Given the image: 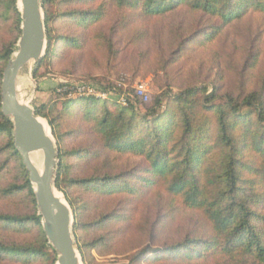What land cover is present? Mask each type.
Returning a JSON list of instances; mask_svg holds the SVG:
<instances>
[{
	"label": "rangeland",
	"instance_id": "obj_1",
	"mask_svg": "<svg viewBox=\"0 0 264 264\" xmlns=\"http://www.w3.org/2000/svg\"><path fill=\"white\" fill-rule=\"evenodd\" d=\"M102 4L108 11L106 18L88 31L77 26L73 16L65 15L97 9ZM9 5V0H0V53L18 37L15 16ZM53 11L54 34L57 37L82 38L84 46L74 50L60 42L54 57L42 65H39L42 60L29 65L22 72L19 93L21 99L35 109L41 105L48 106L50 119L40 117L48 124L52 135L50 121L54 123L66 154L67 168L63 178L67 193L59 192L68 202L73 216L72 204L77 208L79 226L74 235L83 264H129L136 253L147 247L154 251L148 255V259L153 260L160 254H167L166 248L183 242L187 237L204 239L210 236L211 229L203 215L185 209L181 200L166 194L165 187L147 191L143 199L135 198L131 202L127 197L109 199L91 194L79 185L70 187L69 180L85 179L95 170L102 173L130 172L136 160H120L105 152L89 162H86L87 157L79 158L78 151H96L101 146L93 124L84 117L86 105H76L70 114L65 108L69 99L83 97L76 95V91L88 86L98 93L106 92L109 100L122 106L134 104L142 115L148 114L164 94L176 95L188 87L208 86L211 93L217 85L221 94L247 95L263 84L264 15L252 9L241 20L213 33L209 29L217 20L187 7L151 18L135 13L130 26L125 22L132 12L118 8L116 0H92L87 5L71 0H54ZM202 32L212 37L205 41L202 38L195 44L194 39H198L196 36ZM255 58L257 64L251 71L250 65ZM6 67L0 63L2 75ZM2 84L3 76L0 95ZM62 85L71 89L63 91L70 97L56 95ZM165 109L163 101L162 111ZM53 137L57 144L58 139ZM10 140L9 136H0V213L31 217L35 206L26 191L6 194L12 186L23 185L19 162L10 156L8 150ZM257 208L264 217V200ZM104 213L121 216L120 222L96 226ZM258 226L264 229L263 219L260 218ZM38 236L39 229L34 222L24 226L0 225V237L10 245H34ZM102 237L107 238L105 243ZM98 240L101 243L98 249H86L84 260L80 245ZM52 252L48 251L49 254ZM197 261L195 264L223 263L215 257ZM0 264L50 263L41 257L10 256L0 258ZM142 264L153 263L144 260Z\"/></svg>",
	"mask_w": 264,
	"mask_h": 264
},
{
	"label": "trees",
	"instance_id": "obj_2",
	"mask_svg": "<svg viewBox=\"0 0 264 264\" xmlns=\"http://www.w3.org/2000/svg\"><path fill=\"white\" fill-rule=\"evenodd\" d=\"M71 1L87 5L92 0ZM9 2L18 37L0 53L3 67L11 60L21 32L18 0ZM53 4L54 0H43L48 48L39 65L56 55L60 42L74 50L82 49L85 42L76 36L57 37L54 34ZM116 5L121 10L132 12L125 22L128 26L132 24L135 13L151 18L187 7L217 20L209 29L213 33L241 20L252 9L264 15V0H116ZM107 13L105 4H102L97 9L68 12L65 15L73 16L77 26L88 31L101 23ZM204 33L196 36L195 44L202 38L205 41L212 37L209 33L204 36ZM256 64L255 58L246 69L250 65L253 71ZM2 76L1 71L0 79ZM219 88L215 85L210 93L208 86L188 87L176 95L164 94L146 115L138 112L134 104L122 106L109 99L89 97L69 99L65 108L67 114L76 105H86L84 117L93 124L101 146L96 151H78L79 158L87 157L86 162H89L105 152L120 160H136L130 172L102 173L95 170L85 179L69 180L70 187L79 185L91 194L109 199L122 196L131 202L135 198L143 199L145 192L155 191L162 186L167 195L181 200L185 209L202 214L211 229L210 236L204 239L187 237L183 242L166 248L167 254H160L153 260L148 259V255L154 251L147 247L136 253L129 264H142L144 260H150L153 264L166 261L195 264L197 260L212 257L223 262L218 264H264V229L258 226L260 218L264 221V217L257 208L264 200V79L259 88L247 95L221 94ZM56 95L70 97L68 92H56ZM163 101L166 109L162 111ZM47 110V105L36 107L38 116L49 120ZM50 125L58 139L59 149L56 187L67 193L63 178L67 168L66 154L52 121ZM13 133V123L3 113L0 95V136L11 138L8 150L10 156L19 162L23 175V185L12 186L6 194L26 191L35 206L31 217L0 213V225L24 226L34 222L39 229L34 245H10L0 237V258L41 257L55 264L57 254L44 233L30 174L15 147ZM140 186L143 188L137 189ZM72 207L74 230H77L79 215L76 206L72 204ZM119 218L121 216L104 213L95 225L102 227L107 223H119ZM101 239L103 243L107 240L106 237ZM99 241L84 246L79 243L84 260L86 249H98ZM49 250L53 252L49 254Z\"/></svg>",
	"mask_w": 264,
	"mask_h": 264
},
{
	"label": "water",
	"instance_id": "obj_3",
	"mask_svg": "<svg viewBox=\"0 0 264 264\" xmlns=\"http://www.w3.org/2000/svg\"><path fill=\"white\" fill-rule=\"evenodd\" d=\"M18 7L21 36L3 75L2 110L13 123L15 147L30 174L44 233L57 254L56 264H83L74 235L72 209L56 187L60 164L56 141L36 109L19 93L22 72L40 62L48 48L43 0H18ZM36 154L42 155L41 170L32 161Z\"/></svg>",
	"mask_w": 264,
	"mask_h": 264
},
{
	"label": "built area",
	"instance_id": "obj_4",
	"mask_svg": "<svg viewBox=\"0 0 264 264\" xmlns=\"http://www.w3.org/2000/svg\"><path fill=\"white\" fill-rule=\"evenodd\" d=\"M61 88V87H60ZM66 90H71L68 86L62 85L61 91H66ZM80 95L83 97H93V98H97V99H108L109 95L106 92H96L92 86H88L86 88H81L78 91H76V95Z\"/></svg>",
	"mask_w": 264,
	"mask_h": 264
},
{
	"label": "bare ground",
	"instance_id": "obj_5",
	"mask_svg": "<svg viewBox=\"0 0 264 264\" xmlns=\"http://www.w3.org/2000/svg\"><path fill=\"white\" fill-rule=\"evenodd\" d=\"M44 125L46 126V129L49 132V126L47 125V123L44 121ZM32 161L34 162V164L38 167V169L41 170V166H42V155L41 154H36L32 157Z\"/></svg>",
	"mask_w": 264,
	"mask_h": 264
}]
</instances>
